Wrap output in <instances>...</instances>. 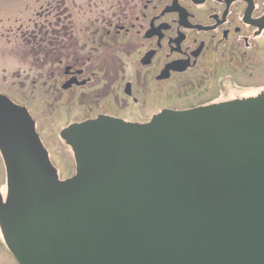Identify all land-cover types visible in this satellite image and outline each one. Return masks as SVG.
<instances>
[{
  "label": "flooded vegetation",
  "instance_id": "obj_1",
  "mask_svg": "<svg viewBox=\"0 0 264 264\" xmlns=\"http://www.w3.org/2000/svg\"><path fill=\"white\" fill-rule=\"evenodd\" d=\"M7 10L0 16L3 203L11 186L36 191L41 152L58 181L74 179L73 146L82 138V186L66 197L64 219L80 216L93 202L79 204L83 186L114 184L148 166L142 154L103 156L100 130L131 136L161 116L264 94V0H24ZM51 134L71 162L65 177L45 139ZM0 259L18 264L1 231Z\"/></svg>",
  "mask_w": 264,
  "mask_h": 264
},
{
  "label": "water",
  "instance_id": "obj_2",
  "mask_svg": "<svg viewBox=\"0 0 264 264\" xmlns=\"http://www.w3.org/2000/svg\"><path fill=\"white\" fill-rule=\"evenodd\" d=\"M131 133L100 130V153L142 154L148 166L83 186L79 204L93 202L80 216L64 219L82 186V138L74 179L58 181L41 152L36 191L0 196V231L18 264H264V94Z\"/></svg>",
  "mask_w": 264,
  "mask_h": 264
},
{
  "label": "rangeland",
  "instance_id": "obj_3",
  "mask_svg": "<svg viewBox=\"0 0 264 264\" xmlns=\"http://www.w3.org/2000/svg\"><path fill=\"white\" fill-rule=\"evenodd\" d=\"M20 1H24V0H0V16H3L2 12H5V10H7L6 12H8L12 7H14L15 4L19 3ZM3 26H5V24H3ZM1 74H0V82H1ZM47 133H45L46 135ZM46 142L48 143V141H51L52 145L50 146L52 149V152L54 153V155L58 154V166L61 169V173L63 175V177H65V175L68 173V167L71 164V162H69V157L67 158V152L65 151V149L62 147V145L58 142L56 136H54L53 134H51L50 136L47 135V137L45 136ZM58 142V143H57ZM66 154V156H65ZM62 157V158H61ZM1 165H0V181H1ZM5 259V258H3ZM1 261V259H0Z\"/></svg>",
  "mask_w": 264,
  "mask_h": 264
}]
</instances>
